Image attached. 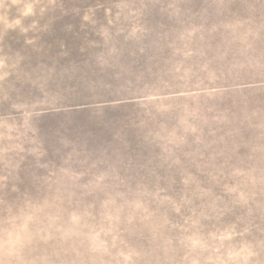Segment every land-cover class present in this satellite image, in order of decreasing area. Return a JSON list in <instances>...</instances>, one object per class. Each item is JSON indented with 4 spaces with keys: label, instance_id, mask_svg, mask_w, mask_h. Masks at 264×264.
<instances>
[{
    "label": "rangeland",
    "instance_id": "374dc122",
    "mask_svg": "<svg viewBox=\"0 0 264 264\" xmlns=\"http://www.w3.org/2000/svg\"><path fill=\"white\" fill-rule=\"evenodd\" d=\"M0 264H264V0H0Z\"/></svg>",
    "mask_w": 264,
    "mask_h": 264
}]
</instances>
